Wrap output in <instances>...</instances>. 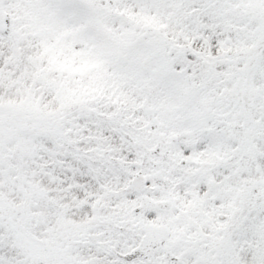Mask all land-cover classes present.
Returning a JSON list of instances; mask_svg holds the SVG:
<instances>
[{
	"label": "snow or ice",
	"instance_id": "6c2138e0",
	"mask_svg": "<svg viewBox=\"0 0 264 264\" xmlns=\"http://www.w3.org/2000/svg\"><path fill=\"white\" fill-rule=\"evenodd\" d=\"M0 264H264V0H0Z\"/></svg>",
	"mask_w": 264,
	"mask_h": 264
}]
</instances>
